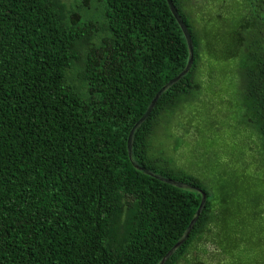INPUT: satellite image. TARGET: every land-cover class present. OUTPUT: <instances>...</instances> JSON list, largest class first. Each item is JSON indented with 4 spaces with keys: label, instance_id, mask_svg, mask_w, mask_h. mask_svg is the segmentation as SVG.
<instances>
[{
    "label": "trees",
    "instance_id": "16d2710c",
    "mask_svg": "<svg viewBox=\"0 0 264 264\" xmlns=\"http://www.w3.org/2000/svg\"><path fill=\"white\" fill-rule=\"evenodd\" d=\"M93 1L84 16L85 1L0 0V264H157L195 212L196 189L204 205L163 264H202L207 244H218L215 194L197 163L153 154L150 138L201 89L202 52L212 54L220 32L230 46L221 56L233 59L241 86L234 115L263 168L264 0H220L196 18L185 0H170L191 63L133 129L130 152L142 168L189 188L142 173L126 152L153 95L187 63L181 28L165 0ZM227 7L229 18L221 16ZM211 14L217 29L206 27ZM261 190L245 214L257 225Z\"/></svg>",
    "mask_w": 264,
    "mask_h": 264
},
{
    "label": "rangeland",
    "instance_id": "374dc122",
    "mask_svg": "<svg viewBox=\"0 0 264 264\" xmlns=\"http://www.w3.org/2000/svg\"><path fill=\"white\" fill-rule=\"evenodd\" d=\"M63 1L67 6L85 1L88 7L84 9V16L85 10L90 13L95 6L93 0ZM219 1L185 0V8L199 12L194 14L196 18L215 11L213 5ZM231 8L227 7L228 11L221 16L230 17L234 12ZM205 23L207 29L218 28L214 15ZM220 39L219 32L212 54L206 49L202 52L211 68L206 65L204 69L206 77L201 79V89L195 92L194 99H181L167 126L159 125L152 134L150 147L153 154L161 151L175 165L197 163L207 186L215 194L216 207L220 208L218 244L215 248L207 244L208 251L200 254L199 261L202 264H264V216L260 217L261 225L245 221L249 199L264 187V159L259 158L263 168L255 166L252 158L256 141L250 131L238 125L234 115L241 86L238 77L229 69L233 59L225 60L221 56L230 46ZM220 250L230 251L232 256L224 258ZM218 257L224 260L220 262Z\"/></svg>",
    "mask_w": 264,
    "mask_h": 264
},
{
    "label": "water",
    "instance_id": "95a60500",
    "mask_svg": "<svg viewBox=\"0 0 264 264\" xmlns=\"http://www.w3.org/2000/svg\"><path fill=\"white\" fill-rule=\"evenodd\" d=\"M166 4L169 7L170 12L172 13L173 17L176 19L179 27L181 28V31L185 37L186 43H187V49H188V57H187V63L184 67V69L179 72L176 76H174L173 78H171L169 81H167L166 83H164L157 91L156 93L153 95V97L151 98L149 104L147 105L145 112L141 115V117L138 119V121L132 126L129 135L127 137V141H126V152H127V157L129 162L131 163V165L141 171L142 173L149 175L151 177L157 178L165 183L177 186V187H185V188H189V186H186L185 184H181L179 182L167 179V178H163L158 174H155L149 170H146L144 168H142L141 166H139L138 164H136V162L132 159L131 157V152H130V138H131V133L133 131V129L144 120V118L147 116V114L149 113V111L151 110V108L153 107L156 99L158 98V96L160 95L161 92H163L167 87H169L172 83H174L175 81H177L179 78H181V76L186 72V70L188 69V67L190 66L191 63V46H190V41H189V36L186 32L185 26L182 23V21L180 20L179 16L177 15L176 10L174 9L172 3L170 0H165ZM197 192L200 193V201L199 204L195 210V212L193 213L188 225L186 226L185 230L183 231V233L181 234V236L177 239V241L171 246V248L161 257V259L159 260V262L157 264H163V262L168 258V256L182 243V241L185 239V237L188 235L197 215L199 214V212L201 211L204 202H205V195L204 193L200 190V189H196Z\"/></svg>",
    "mask_w": 264,
    "mask_h": 264
}]
</instances>
